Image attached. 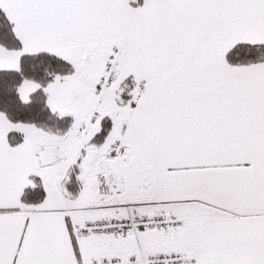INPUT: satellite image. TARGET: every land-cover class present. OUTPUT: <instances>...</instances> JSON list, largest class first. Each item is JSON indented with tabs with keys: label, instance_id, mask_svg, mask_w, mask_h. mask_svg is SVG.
Returning <instances> with one entry per match:
<instances>
[{
	"label": "snow or ice",
	"instance_id": "1",
	"mask_svg": "<svg viewBox=\"0 0 264 264\" xmlns=\"http://www.w3.org/2000/svg\"><path fill=\"white\" fill-rule=\"evenodd\" d=\"M0 264H264V0H0Z\"/></svg>",
	"mask_w": 264,
	"mask_h": 264
}]
</instances>
